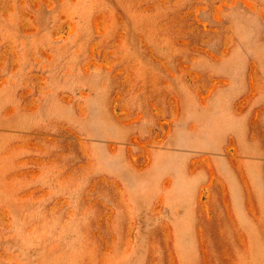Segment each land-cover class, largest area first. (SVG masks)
Segmentation results:
<instances>
[{"label": "rangeland", "instance_id": "374dc122", "mask_svg": "<svg viewBox=\"0 0 264 264\" xmlns=\"http://www.w3.org/2000/svg\"><path fill=\"white\" fill-rule=\"evenodd\" d=\"M0 264H264V0H0Z\"/></svg>", "mask_w": 264, "mask_h": 264}]
</instances>
